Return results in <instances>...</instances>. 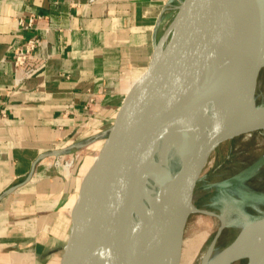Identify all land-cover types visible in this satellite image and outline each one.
Segmentation results:
<instances>
[{
  "label": "crops",
  "instance_id": "crops-1",
  "mask_svg": "<svg viewBox=\"0 0 264 264\" xmlns=\"http://www.w3.org/2000/svg\"><path fill=\"white\" fill-rule=\"evenodd\" d=\"M170 2L0 0V264L65 263L83 177L151 61ZM31 17V30L19 28ZM34 36L40 68L16 87L13 51ZM66 146L85 150L72 173L43 158Z\"/></svg>",
  "mask_w": 264,
  "mask_h": 264
},
{
  "label": "water",
  "instance_id": "water-1",
  "mask_svg": "<svg viewBox=\"0 0 264 264\" xmlns=\"http://www.w3.org/2000/svg\"><path fill=\"white\" fill-rule=\"evenodd\" d=\"M227 13L234 19L238 44L219 55L198 52L196 46L201 38ZM263 42L264 0H171L151 61L132 83L98 156L83 177L71 209L64 264H122L125 259L148 264L167 237L173 238V264H181L190 215L199 212L191 208L195 187L213 152L225 140L264 130V120L244 123L245 113L222 123L216 119L203 136L189 129V114L201 100L242 76ZM259 108L264 105L254 104V113ZM178 110L188 112L182 120L189 126L185 141L194 154L193 163L174 185L161 191V206L143 224L142 233L133 234L129 227L118 230L122 243L113 257L100 233L106 205L114 201L122 213L134 173ZM263 165L264 157L253 171ZM250 222L210 264H232L238 259L242 245L264 228V217Z\"/></svg>",
  "mask_w": 264,
  "mask_h": 264
},
{
  "label": "bare ground",
  "instance_id": "bare-ground-1",
  "mask_svg": "<svg viewBox=\"0 0 264 264\" xmlns=\"http://www.w3.org/2000/svg\"><path fill=\"white\" fill-rule=\"evenodd\" d=\"M238 42L234 19L230 13H227L221 16L201 38L196 49L201 53L219 55L233 49ZM257 66H259L258 70ZM262 72H264V42L250 68L242 76L217 89L192 108L191 115L189 114V129H195L206 136L216 119L222 123L245 113L243 122L246 124L264 120V108L261 110L259 108L255 113L253 111V105L258 104L260 97L264 100V94L261 92L258 94ZM185 113L188 112L178 110L153 142L151 154L133 175L122 213L119 214L114 201L106 205L100 233L104 244L109 243L113 257L117 255L118 247L122 243L117 237L118 230L120 228L127 230L129 227L133 234L142 233L143 224L161 206V191L174 185L182 172L192 165L194 154L185 141L189 126L183 125L182 120ZM195 198L193 196L192 210H198L194 204ZM236 221L241 225V231L251 223L242 220L241 217ZM125 245L128 246L127 242ZM172 245L173 238H165L155 249L148 264H173ZM213 257L214 255L210 253L203 264H210ZM236 257L247 258L248 264H264V228L242 245ZM122 264L135 263L125 259Z\"/></svg>",
  "mask_w": 264,
  "mask_h": 264
},
{
  "label": "rangeland",
  "instance_id": "rangeland-1",
  "mask_svg": "<svg viewBox=\"0 0 264 264\" xmlns=\"http://www.w3.org/2000/svg\"><path fill=\"white\" fill-rule=\"evenodd\" d=\"M259 89L258 94H264V72ZM258 104L264 105L261 97ZM73 151L79 158L69 170L51 167L72 173L85 155L84 148ZM262 157L264 130L225 140L215 149L195 187L199 212L190 215L181 264H203L210 253L215 256L229 246L241 231L238 218L252 221L264 217V165L251 170ZM246 263L243 258L232 264Z\"/></svg>",
  "mask_w": 264,
  "mask_h": 264
},
{
  "label": "built area",
  "instance_id": "built-area-1",
  "mask_svg": "<svg viewBox=\"0 0 264 264\" xmlns=\"http://www.w3.org/2000/svg\"><path fill=\"white\" fill-rule=\"evenodd\" d=\"M94 1V0H92ZM36 19L31 17L29 19L19 18L17 23L19 28L25 31L31 30L35 25ZM43 45V40L37 36L28 38L22 44L18 45L13 51V67L15 74V86H19L25 80L31 78L40 68L38 65H34L36 60L37 52ZM6 117V114H3ZM74 148L80 147H69L66 146L62 149L53 150L50 154L43 156V158L51 157L52 162L50 167H63L69 170L74 163V160L78 159L79 156L74 155ZM68 154L70 156H68ZM54 163V164H53Z\"/></svg>",
  "mask_w": 264,
  "mask_h": 264
}]
</instances>
